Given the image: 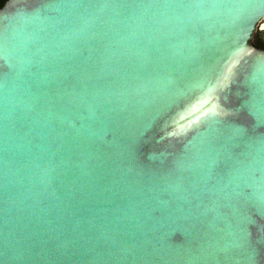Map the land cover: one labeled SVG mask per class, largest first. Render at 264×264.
I'll list each match as a JSON object with an SVG mask.
<instances>
[{"label": "water", "instance_id": "water-1", "mask_svg": "<svg viewBox=\"0 0 264 264\" xmlns=\"http://www.w3.org/2000/svg\"><path fill=\"white\" fill-rule=\"evenodd\" d=\"M263 17L264 0H8L0 264H264Z\"/></svg>", "mask_w": 264, "mask_h": 264}, {"label": "flooded vegetation", "instance_id": "flooded-vegetation-1", "mask_svg": "<svg viewBox=\"0 0 264 264\" xmlns=\"http://www.w3.org/2000/svg\"><path fill=\"white\" fill-rule=\"evenodd\" d=\"M7 1L8 0H0V9ZM251 42L255 47L264 49V17L259 21Z\"/></svg>", "mask_w": 264, "mask_h": 264}, {"label": "snow or ice", "instance_id": "snow-or-ice-1", "mask_svg": "<svg viewBox=\"0 0 264 264\" xmlns=\"http://www.w3.org/2000/svg\"><path fill=\"white\" fill-rule=\"evenodd\" d=\"M230 74H231V68H227L225 70V79H227ZM209 87H210V91H211V86H209ZM197 110L199 111V109H197ZM181 119H184V117H182Z\"/></svg>", "mask_w": 264, "mask_h": 264}]
</instances>
